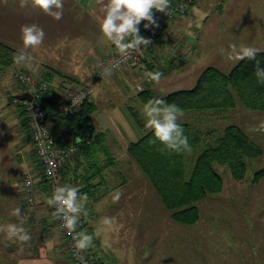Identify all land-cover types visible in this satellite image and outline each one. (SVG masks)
I'll return each instance as SVG.
<instances>
[{
	"label": "crops",
	"instance_id": "0c3cea01",
	"mask_svg": "<svg viewBox=\"0 0 264 264\" xmlns=\"http://www.w3.org/2000/svg\"><path fill=\"white\" fill-rule=\"evenodd\" d=\"M202 3L196 1L188 10L194 22L204 17ZM100 14L97 0H65L64 15L59 21L31 7L20 8L18 0H7V3L0 0V41L19 51L23 48L21 26L37 24L45 32L44 43L36 51L28 49L33 56L31 67L18 65V68L35 72L47 67L69 83L80 82L93 77L100 58L118 52L100 31L96 20ZM153 50L142 59L150 68L155 61ZM141 66L132 63L122 67L121 72L138 73ZM144 86L150 88L149 83ZM13 105L15 108H10L0 92V149L10 164V175L2 178L0 173V226L22 225L31 240L22 244L17 239H9L6 232H0V264H71L66 238L53 216L55 210L47 203L50 195L45 182L38 181L33 206L24 205L22 194L16 193L21 186L12 181V169L22 163L27 171L32 170V166L36 168L37 157L31 137L21 123V108ZM93 114L91 121L100 139L68 158L61 175L64 185L78 186L80 193L88 196V215L81 214L80 232L85 233L87 228L92 231L94 242L88 250L99 264H264V208L253 211L250 220L244 217L211 220L226 227L223 233L211 223L200 228L198 222L182 225L169 219H158L155 224L151 220H139L149 187L126 147L143 132L125 138L112 118L107 117L109 113L98 114L94 119ZM118 157L136 166L137 171L133 173L144 176L135 191H130L124 180L118 183L117 172L112 169ZM16 208L21 210L19 217L13 214ZM106 218L111 224L104 223Z\"/></svg>",
	"mask_w": 264,
	"mask_h": 264
},
{
	"label": "rangeland",
	"instance_id": "374dc122",
	"mask_svg": "<svg viewBox=\"0 0 264 264\" xmlns=\"http://www.w3.org/2000/svg\"><path fill=\"white\" fill-rule=\"evenodd\" d=\"M196 1H203L201 5L203 11H205L204 17H199L200 19L197 18L194 22L191 12L189 15L187 12L182 16L169 18L152 47L154 48L155 61L152 63L151 68L146 64L147 69L138 68V73H125L121 72L123 70L121 67L119 68L121 70L117 69L120 72L115 70L111 75L99 80H95L93 74L91 79L89 76L86 80L70 83L67 82L64 76L59 75L56 77L54 75L55 77L53 76L50 82L52 91H61L60 89L64 87L75 89L82 84H92L93 92L90 98L96 102L98 107L94 111L93 119L99 117L98 114L102 116V114L109 113L107 117L112 118L123 137H135V133L148 130L145 118L142 115V108H140L135 96L136 90H139L138 85L143 88L146 83H149L155 94H165L177 89L190 88L195 84L199 73L207 66H215L223 72L230 70L238 61L229 58L231 51L229 46L231 44H235L238 49L241 46H251L264 51V0ZM174 18L179 19L173 20ZM111 48L114 50L113 46ZM18 67L14 64L0 70V92H3V99L10 108H15L14 103H12L13 100L11 101L12 96L17 92H23V88L15 79V73L23 70ZM157 71L162 73L159 83L147 79V72ZM27 72L37 78L41 77L42 74V71L38 69L35 72ZM97 85L99 86L97 87ZM128 92V98L125 99ZM127 104L134 106L139 112V116L144 121V129L136 126L127 110ZM182 111L183 115L178 121L189 122L203 130L209 127H216L221 130L229 123L240 125L261 145L263 152L259 157L249 160L246 177L242 180L234 179L228 167L217 165L223 179L222 188L218 192L208 194L196 202L200 215L199 219L191 224L175 221L171 217L170 210L145 177L146 180H144L147 181L149 190L146 191V203L138 219L151 220L153 224L158 219H169L182 225H194L198 222L197 227L200 228L211 223L219 232L223 233L226 227L210 221H226L243 217L250 220L249 217L253 211H260L264 208V175L257 182L251 181L254 172L264 168V131L253 130L264 122V112L248 111L239 103L236 108L222 111L219 116L210 113L201 114L202 112L196 110ZM118 159L115 167L112 168L117 172L115 176L118 183L124 180L125 186L130 191H135L141 185L142 177L145 175L141 176L139 173H133L137 171L138 166L136 165V168V166L129 165L124 157H118ZM188 160V168H191L194 160L192 152L189 153ZM35 162L36 168L32 167L39 171L37 168L38 161ZM9 166L6 155L0 149V173L2 178L8 174L10 175ZM12 172L14 175L12 181L21 186L22 179L28 172L26 167L22 163L16 164ZM18 192L22 194V187L16 190V193ZM22 200L26 205L23 196ZM260 228H262V225Z\"/></svg>",
	"mask_w": 264,
	"mask_h": 264
},
{
	"label": "trees",
	"instance_id": "16d2710c",
	"mask_svg": "<svg viewBox=\"0 0 264 264\" xmlns=\"http://www.w3.org/2000/svg\"><path fill=\"white\" fill-rule=\"evenodd\" d=\"M174 1L177 0H171V3ZM155 12L153 9L154 14ZM17 52L15 48L0 41V70L16 64L14 56ZM257 61L259 67L264 68V51L258 52L254 60H238L228 72H223L215 66H207L190 88L155 94L151 88L144 86L137 90L135 96L142 105L149 99H163L169 104L177 105L181 110H196L202 112L201 114L210 113L215 116H219L222 111L236 108L238 103L248 111L264 112V83L255 75ZM55 74L57 72L51 68L43 69L40 78L49 83V89L41 98L57 107L50 95V82ZM14 98L15 96H12L11 100ZM96 109V102L88 97L78 108L52 116V128L79 140L78 149L86 148L101 137L91 121V113ZM127 110L136 126L144 129V121L134 106L127 104ZM20 115L23 117V128L28 131L27 136L31 137L22 109ZM178 123L183 126L191 146L190 152L194 157L191 168H188L189 151L177 153L164 149L159 142L153 144L154 137L150 130H144L139 138L129 142L126 150L130 159L150 181L170 210L171 217L175 221L191 224L196 222L200 215L196 202L222 188L223 179L217 165L228 167L234 179L242 180L246 177L249 160L259 157L263 149L251 135L235 123L226 124L221 130L216 127L203 130L189 122ZM86 137L91 139L81 141ZM37 166L41 170L39 162ZM263 175L264 168H261L254 172L251 181L257 182ZM41 180L46 184L44 178ZM80 229L81 224L77 230ZM87 229L86 233L91 234L92 231Z\"/></svg>",
	"mask_w": 264,
	"mask_h": 264
},
{
	"label": "clouds",
	"instance_id": "9594fccd",
	"mask_svg": "<svg viewBox=\"0 0 264 264\" xmlns=\"http://www.w3.org/2000/svg\"><path fill=\"white\" fill-rule=\"evenodd\" d=\"M20 8L31 7L39 10L43 14L59 21L64 15L65 0H18ZM100 5V15L96 16L100 31L118 49L121 56L127 59L132 51H141L151 45L150 38L140 35L139 25L142 21L144 28L159 27L158 21L154 16L153 9L157 12L167 14L171 7V0H97ZM7 3V0H5ZM23 48L14 56V62L20 66L31 67L33 56L28 51L38 50L45 40V32L42 27L35 23L24 24L20 28ZM230 59L234 60H254L257 53L261 50L251 46H241L239 49L235 44L230 46ZM120 61L112 64L106 69L108 75H111L112 68H119ZM147 77L156 83H159L162 73L147 72ZM256 77L261 83H264V68L259 67L255 72ZM142 115L145 118L146 128L153 133L152 143L159 142L172 152L191 151L188 137L184 134L183 126L178 123L183 111L175 104H169L163 99H149L142 108ZM255 131H264V122H262ZM52 167L48 170V175L54 174L56 165L49 161ZM31 179L27 181L30 186ZM119 199V196H117ZM88 202L87 194H81L78 186L57 185L53 193L48 198L49 206L54 207L53 216L63 221V226L68 230V234L73 237L75 247L79 251L87 250L93 246L94 236L91 234L77 231L80 223L81 214L88 215L86 204ZM14 215L19 217L21 210L16 208ZM104 223L111 224L109 219ZM0 232H6L9 239H17L22 244L31 240V235L22 225L8 224L0 226ZM83 260V257H78Z\"/></svg>",
	"mask_w": 264,
	"mask_h": 264
},
{
	"label": "built area",
	"instance_id": "2783aa9c",
	"mask_svg": "<svg viewBox=\"0 0 264 264\" xmlns=\"http://www.w3.org/2000/svg\"><path fill=\"white\" fill-rule=\"evenodd\" d=\"M193 1L195 0L174 1L171 3V7L167 14L156 11L154 16L158 21L159 27L145 29L144 23H146V21H144L139 28L140 35L151 39V45L147 48H143L142 46L141 51H132L127 59L123 58L119 51L112 52L107 56L100 58L96 63L94 79L99 80L107 77L108 74L106 69L111 67L112 64L117 61H120L119 68L132 63H139L142 65L141 67L143 69H147L146 64L142 63V59L157 41L158 36L165 28L168 19L186 14ZM119 68H112V72ZM15 79L23 88V91H29L32 93V100L18 99L15 97L13 103L20 106L24 113L23 116L26 119L27 128L31 134V140L34 145L37 161L41 164V170H29L21 182L22 196L25 203L27 206H33L36 202V187L40 179L44 178L46 181L50 197L55 186L64 185L61 180V171L67 159L77 154V142L79 140H75L64 132L54 130L50 121L51 117L48 116L44 108L40 106L39 101L42 100V95L49 89L48 82L42 80L40 77L37 78L30 72L24 70L16 72ZM147 79L149 80L150 78L148 77ZM137 87L138 89H142L140 85ZM60 90L61 91L51 90L50 95L57 104L58 112L64 114L78 108L86 98L92 96L93 86L92 84H82L75 89L64 87ZM89 139H91V137L83 138L81 141H89ZM49 161H52L56 165L53 170L54 174L51 176L48 175V170L52 167ZM29 179L32 181L30 186L27 184ZM57 221L62 234L66 237V247L71 263L99 264L97 259L88 249L79 251L75 247V241L73 240V237L68 234V230L63 226V221L59 219H57ZM78 257H83V260L78 259Z\"/></svg>",
	"mask_w": 264,
	"mask_h": 264
},
{
	"label": "water",
	"instance_id": "95a60500",
	"mask_svg": "<svg viewBox=\"0 0 264 264\" xmlns=\"http://www.w3.org/2000/svg\"><path fill=\"white\" fill-rule=\"evenodd\" d=\"M16 98L18 99H26V100H32V93L29 91H23L21 93H18L15 95ZM39 104L41 107L44 108V110L46 111V113L48 114V116L52 117L54 116L56 113H58V109L57 107L52 106L51 104H49L47 101L44 100H40Z\"/></svg>",
	"mask_w": 264,
	"mask_h": 264
}]
</instances>
